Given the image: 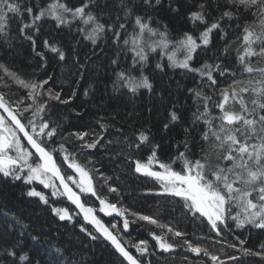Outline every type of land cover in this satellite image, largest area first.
I'll return each instance as SVG.
<instances>
[{
	"label": "snow or ice",
	"instance_id": "6c2138e0",
	"mask_svg": "<svg viewBox=\"0 0 264 264\" xmlns=\"http://www.w3.org/2000/svg\"><path fill=\"white\" fill-rule=\"evenodd\" d=\"M161 4L162 0H140L137 6L132 0H120L119 9L123 15L103 22L93 11L99 6L96 0H82L79 6L71 5L68 0H48L39 7L28 0H0V41L9 44L11 25L19 21V37L29 41L35 54L46 61L45 52L37 51L36 37L41 21L51 20L55 28L61 30L74 27L93 45L111 33L112 43L130 60L123 67L118 58L111 61L112 74L116 77L113 85L132 94L140 89H153L144 71L153 53L167 60V65L158 62L157 69L163 71L170 67L195 74V86L186 91L194 107L193 128L202 126L200 155L190 157L186 144L184 151L165 162L159 159V145L151 143L148 132L135 129L129 134L114 123V116L107 118L104 115L97 117V127L69 133L80 142L68 141L74 147L70 148L66 143L57 145L58 135L61 140L67 141V137L58 133L60 124L55 119L52 102L68 104L70 99H63L61 91L54 89L51 76L27 78L6 61H0V178L28 186L41 185L39 191L29 187L27 196L38 197L40 202L50 205L61 221L82 217L80 231L93 240L102 238L109 242L122 258L120 264H145L141 257L150 255L147 242L141 240L132 245L139 253L137 256L129 251L121 235L128 231L130 223L146 221L166 228L178 238L186 233L148 215L118 206L101 195L94 183L96 179L103 181L102 186H107L109 192L119 191L118 187L108 183L112 178L101 173L89 158L103 150L115 159L123 158L135 173L155 181L160 189L158 195L176 199L186 217L205 224L215 234L206 238L235 250L225 259L184 239L183 245L194 255L207 257L211 264H245V257L258 258L249 264H264V244L254 250L243 247L245 241L239 240L238 236V245L224 238L234 229L248 226L264 231V65L253 59H264V0H199L188 12L187 19L194 29L200 30L184 32L178 39L169 38L167 25L153 26L151 13ZM137 7L142 11H137ZM169 8L179 12V8L171 4ZM230 29L239 30L231 39ZM214 33L221 41L219 47L213 43ZM235 41L240 43L235 50L234 66H230L229 49ZM43 47L58 60L66 59L64 50L54 42L45 39ZM200 51H212V55L195 67L192 62ZM19 89L24 90L23 94L14 95ZM72 96H75L74 91ZM212 107L216 109L215 113ZM168 116L171 122L180 119L175 110ZM168 127V124L164 125L165 130ZM145 147L149 149L146 159L137 158L134 153ZM177 161L183 164L180 170L173 166ZM44 190H48L47 194ZM82 196L95 199L89 204ZM60 197L75 206L73 212L67 207L51 204ZM98 213L121 218L122 228L119 223H106ZM129 216L136 220L130 221ZM152 235L161 250L167 252L176 247L162 236ZM0 255L4 264H41L20 248L19 242L0 248ZM50 264H71V261L66 262L65 252L56 247Z\"/></svg>",
	"mask_w": 264,
	"mask_h": 264
},
{
	"label": "trees",
	"instance_id": "16d2710c",
	"mask_svg": "<svg viewBox=\"0 0 264 264\" xmlns=\"http://www.w3.org/2000/svg\"><path fill=\"white\" fill-rule=\"evenodd\" d=\"M28 2L39 7L45 5L48 0H28ZM68 2L79 6L82 0H68ZM119 2L120 0H96L99 6L94 7L93 11L101 17L103 22H110V19L114 20L118 14L123 15L119 9ZM132 3L138 6L140 0H132ZM198 3L199 0H162V4L151 13L153 26L167 25L170 39H178L187 31L198 32L200 29H194L187 19L188 12ZM169 4L172 7H178L179 12H173ZM137 11L142 10L137 7ZM18 24L19 21L11 25V41L9 42L12 45L11 48L9 44L0 41V61H6L10 67L18 69L27 78L42 79L51 76L54 89L61 91L63 99H70L68 104L52 102L55 119L60 124L58 133L67 137V141L61 140L58 135L57 145L66 143L70 148L74 147L73 144L68 143V141H75V137H70L69 133L88 131L97 127V117L104 115L107 118L114 116L116 118L114 123L119 124L129 134L135 129L148 132L151 143L159 145L157 150L159 159L165 162L173 160L178 152L184 151L186 144L187 154L190 157L200 155L199 136L202 126L197 125L193 128L194 107L186 91L195 86V74L170 67H165L161 71L155 65L158 62L167 65V60L153 53L144 69L153 84V89L151 91L140 89L136 94H132L113 85L116 77L112 74L111 61L118 58L123 67L130 63V60L112 43L111 33H108L107 37L102 36L97 44L93 45L90 41L83 39L74 27L71 30L67 27L61 30L56 29L51 20L41 21L36 41L37 51H44L47 57L46 61H42L33 51L30 42L19 37ZM131 27V21H129V31ZM200 27L202 28L203 25ZM229 31L231 39L239 30L230 29ZM45 39L54 42L64 50L66 54L64 61L58 60L44 49ZM213 43L216 47L221 44L215 33ZM239 43L235 41L230 46L228 57L230 66H234L235 50ZM211 55L212 51L208 53L200 51L192 63L195 67H199ZM253 59L260 65H264V59ZM45 63L46 66L42 67L41 65ZM221 83H224L223 79ZM73 91L75 96H72ZM23 92V89H19L14 95H21ZM85 92L88 94L85 95ZM172 110H175L180 117L177 122L170 121L168 113ZM212 112H216L214 107ZM165 124L169 125L167 130L164 128ZM185 129L189 131L186 132ZM75 143L80 142L75 141ZM148 152L149 149L145 147L143 151L134 154L137 158L146 159ZM89 158L101 173L112 178L108 183L118 187L119 190L118 193H111L107 186H102L103 181L96 179L94 183L101 195L107 196L118 206L148 215L162 224L186 233V236L178 238L173 233L167 232L166 228L161 229L129 216L130 221L136 220V222L130 223L128 231L122 232L121 235L129 251L137 256L139 253H136L132 245L141 240L147 242L150 255L141 257L145 264L149 261L151 264H211L207 257L203 255L198 257L187 250V246L182 243L184 239L200 244L225 259L235 252L232 248L215 244L211 239L206 238L214 237L215 234L205 224L199 221L193 222L191 218L186 217L176 199L158 195L159 185L153 180L141 178L123 158L115 159L103 150L95 152ZM173 166L176 170H180L183 164L177 161ZM29 187H35L38 191L42 190L39 184L28 186L20 181L0 178V248L19 242L20 248L28 252L34 260H40L41 264H50V257L55 254L56 247L65 252V261L70 260L71 264H120L121 258L106 241L102 238L93 240L80 231L79 225L83 223V220L79 216H74L72 221H61L52 212L50 205L43 204L38 197L27 196ZM44 191L47 194L48 190ZM82 199H87L88 203L92 204L95 198L82 196ZM51 204L56 207H67L70 212L74 210L63 197L52 200ZM95 206L98 207V202ZM100 217L106 223L109 221L119 223L122 228L121 218L112 220L105 219L101 215ZM152 233L174 244L176 246L174 250L167 252L159 250ZM237 236L239 240L245 241L243 245L245 248L259 250L260 245L264 244V231L251 226L234 229L233 233L226 234L224 238L238 245ZM32 237L37 239L33 240ZM236 254L242 255V253ZM253 260L258 258H244L245 264ZM0 264H4L2 255H0ZM228 264H239V262H228Z\"/></svg>",
	"mask_w": 264,
	"mask_h": 264
},
{
	"label": "water",
	"instance_id": "95a60500",
	"mask_svg": "<svg viewBox=\"0 0 264 264\" xmlns=\"http://www.w3.org/2000/svg\"><path fill=\"white\" fill-rule=\"evenodd\" d=\"M137 174V173H136ZM141 178H143V179H149V180H152L151 178H149V177H145V176H143V175H140V174H138ZM64 200H65V202L68 204V205H70L73 209H75V206L74 205H71V203L69 202V201H67L66 200V198H64ZM80 217V216H79ZM103 217H105V218H107V219H115V220H117L119 217H115V215H113V216H104L103 215ZM81 219H82V217H80ZM91 227V226H90ZM107 242V241H106ZM108 244H109V242H107ZM110 245V244H109ZM111 246V245H110ZM112 247V246H111ZM118 255V254H117ZM119 256V255H118ZM121 258V257H120ZM122 259V258H121Z\"/></svg>",
	"mask_w": 264,
	"mask_h": 264
},
{
	"label": "rangeland",
	"instance_id": "374dc122",
	"mask_svg": "<svg viewBox=\"0 0 264 264\" xmlns=\"http://www.w3.org/2000/svg\"><path fill=\"white\" fill-rule=\"evenodd\" d=\"M157 246H158V249L160 250L158 243H157Z\"/></svg>",
	"mask_w": 264,
	"mask_h": 264
}]
</instances>
